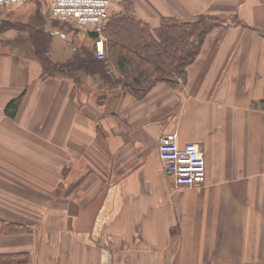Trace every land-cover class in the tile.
Instances as JSON below:
<instances>
[{"label":"crops","instance_id":"0c3cea01","mask_svg":"<svg viewBox=\"0 0 264 264\" xmlns=\"http://www.w3.org/2000/svg\"><path fill=\"white\" fill-rule=\"evenodd\" d=\"M128 1L151 30L221 21L183 79L140 100L44 74L39 37L57 64L93 41L48 0L0 7V264H264V0ZM172 133L202 152V184L169 179L157 140Z\"/></svg>","mask_w":264,"mask_h":264},{"label":"trees","instance_id":"16d2710c","mask_svg":"<svg viewBox=\"0 0 264 264\" xmlns=\"http://www.w3.org/2000/svg\"><path fill=\"white\" fill-rule=\"evenodd\" d=\"M121 6V13L110 14L103 26V59L96 58L93 40L92 44L79 46L68 62L52 63L46 52L48 43L39 37L36 56L44 74H68L76 79L80 74L91 75L107 90L120 88L140 100L156 83L183 79L186 66L200 52L206 35L221 24L212 16H199L193 22L163 18L158 28L151 30L135 17L132 2L124 0ZM21 97L5 106L7 117L16 116Z\"/></svg>","mask_w":264,"mask_h":264},{"label":"built area","instance_id":"2783aa9c","mask_svg":"<svg viewBox=\"0 0 264 264\" xmlns=\"http://www.w3.org/2000/svg\"><path fill=\"white\" fill-rule=\"evenodd\" d=\"M27 1L29 0H0V7L17 6ZM109 8V0H48V15L51 19L98 34L94 41L97 59L104 58L102 29L109 18ZM157 144L159 160L176 186L190 188L204 182L205 159L196 144L180 145L177 133L160 136Z\"/></svg>","mask_w":264,"mask_h":264},{"label":"rangeland","instance_id":"374dc122","mask_svg":"<svg viewBox=\"0 0 264 264\" xmlns=\"http://www.w3.org/2000/svg\"><path fill=\"white\" fill-rule=\"evenodd\" d=\"M104 36H102V51L104 52ZM68 42H70V39H69V37L67 36V39H66ZM54 41H55V46H58L59 47V49L60 48H62L63 46L66 48V44L65 43H67V42H63V40L58 36V37H54ZM84 43H86V44H89L90 42H84ZM70 44V43H69ZM68 46V48H70L69 47V45H67ZM104 55H105V52L103 53ZM169 179L171 180L172 179V176L171 175H169Z\"/></svg>","mask_w":264,"mask_h":264},{"label":"water","instance_id":"95a60500","mask_svg":"<svg viewBox=\"0 0 264 264\" xmlns=\"http://www.w3.org/2000/svg\"><path fill=\"white\" fill-rule=\"evenodd\" d=\"M87 35L92 39H95L98 36L97 33L93 31L88 32Z\"/></svg>","mask_w":264,"mask_h":264}]
</instances>
